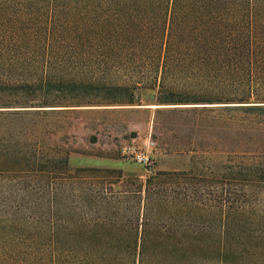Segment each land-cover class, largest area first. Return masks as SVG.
<instances>
[{
    "label": "trees",
    "instance_id": "1",
    "mask_svg": "<svg viewBox=\"0 0 264 264\" xmlns=\"http://www.w3.org/2000/svg\"><path fill=\"white\" fill-rule=\"evenodd\" d=\"M96 75L200 78L165 102L234 113L222 151L145 181L72 168L52 100L149 82ZM0 264H264V0H0Z\"/></svg>",
    "mask_w": 264,
    "mask_h": 264
},
{
    "label": "rangeland",
    "instance_id": "2",
    "mask_svg": "<svg viewBox=\"0 0 264 264\" xmlns=\"http://www.w3.org/2000/svg\"><path fill=\"white\" fill-rule=\"evenodd\" d=\"M96 76L149 82L133 86L128 89V94L117 98L104 88L94 87L79 92V96L74 94L52 100L56 107L46 110L62 111L49 112L44 125L50 132L48 137H52L60 151H72L69 156L72 168L114 170L121 172L126 179L145 181L148 175L144 168L123 156L124 145L134 143L144 147L150 141L154 142L156 172L188 169L194 154L181 150H188L189 143L200 155L217 156L222 151L219 140L223 128L221 120L225 117L231 119L234 113L219 111V105L165 102L201 97L204 84L200 78L190 75ZM162 76L167 78L164 89L154 83L155 78ZM132 94L137 105L113 104L115 99L125 101ZM227 127L228 134L232 135L231 122Z\"/></svg>",
    "mask_w": 264,
    "mask_h": 264
},
{
    "label": "built area",
    "instance_id": "3",
    "mask_svg": "<svg viewBox=\"0 0 264 264\" xmlns=\"http://www.w3.org/2000/svg\"><path fill=\"white\" fill-rule=\"evenodd\" d=\"M154 142L150 141L144 147H140L137 144H126L122 148V154L124 157L133 160L141 165L147 175H153L156 173V160L153 154Z\"/></svg>",
    "mask_w": 264,
    "mask_h": 264
}]
</instances>
